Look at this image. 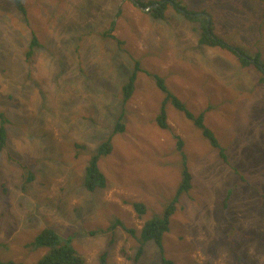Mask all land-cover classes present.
<instances>
[{
	"label": "rangeland",
	"instance_id": "374dc122",
	"mask_svg": "<svg viewBox=\"0 0 264 264\" xmlns=\"http://www.w3.org/2000/svg\"><path fill=\"white\" fill-rule=\"evenodd\" d=\"M173 2L209 16L212 34L236 55L200 44L203 20ZM22 3L25 13L14 0H0V111L8 118L0 259L34 263L47 249L32 240L51 227L78 232L72 242L83 264H165L154 241L138 254L136 235L181 181L180 137L191 186L163 233L164 257L174 264H264V82L237 56L261 50L264 60V1L165 0L161 18L132 0ZM33 35L39 44L28 57ZM155 75L193 116L203 115L229 163L168 101L166 126L159 125L166 94ZM117 121L121 132H114ZM102 143L111 145L97 159L105 184L88 190L84 172ZM132 202L146 206L143 217Z\"/></svg>",
	"mask_w": 264,
	"mask_h": 264
},
{
	"label": "trees",
	"instance_id": "16d2710c",
	"mask_svg": "<svg viewBox=\"0 0 264 264\" xmlns=\"http://www.w3.org/2000/svg\"><path fill=\"white\" fill-rule=\"evenodd\" d=\"M140 2L143 6H148L146 4L151 3H158V5L150 8V14H152L155 18H161L164 13L165 5L161 3L162 0H148L146 4L142 3L144 0H137ZM258 1H264V0H258ZM15 4H17V7L20 9L21 12L25 13V7L22 3V0H14ZM134 4V2L132 1ZM184 9H186V16L190 18L191 20L196 21H202L200 24L201 26V33L198 39V42L200 44H208L215 46L216 44L219 45V47L226 48L230 50L232 53H235L236 50L231 49L229 46L225 45L221 38L214 36L212 31L214 30V22L207 23L206 21V15L205 13H202L201 15H196V11H189L184 5H179ZM176 6V7H177ZM105 36H110L109 33L106 31L104 32ZM103 39H106V37H102ZM215 42V43H214ZM39 44L38 38L36 35H33L31 37L30 45L28 46V49L26 51V55L29 57L31 55V52L37 47ZM222 45V46H220ZM261 50L258 52L253 51V53L247 55L244 52L241 51V53L246 56L243 57L241 55L238 59L240 60L241 65L244 66H250L257 70V72H262L263 80L264 82V60L262 59ZM139 61H136L135 69L134 71H139L140 65ZM154 74H152L153 77ZM135 74L132 73V75L129 77L128 81L123 84L122 86V97L123 100L126 101L132 94L133 91V81H134ZM154 78V77H153ZM155 83L157 87L163 91L166 96L165 99L162 102L161 105V111L158 116V123L161 127H165V119H166V111H165V104L166 102H170L173 106L180 108L184 111L185 115L191 119L194 124L200 129L201 134L203 137L209 142V144L216 148L218 151L219 157L226 163H229L227 161V157L225 154V149H223L216 136L214 135V132L207 127L203 120V115L199 116H193V114L188 111L184 104L180 102L179 99L175 97L173 93L169 91L167 88L165 81L163 77L159 75H155ZM8 122V118L5 116L4 112L0 111V149L2 146H4L6 142V123ZM124 130V125L122 121H117L115 125L114 132H121ZM110 141V139H108ZM111 142V141H110ZM183 147V140L180 137H177V148L179 150V153L181 155V177L180 182L177 186L176 192L173 195V198L170 202L167 203V205L164 207L163 211L158 214H153L150 217L146 218L145 221H143V224L136 235V239L138 240V246H137V252L138 254L143 253V246L144 243L148 241H154L157 246L160 249V259L161 262L165 264H174L172 260L166 259L163 255V247H162V236L165 231L169 229V219L170 216L173 214L176 203L178 202V198L182 195L188 192L191 186V174L189 171V165L186 161V155L184 151L182 150ZM111 150V145L109 143H102L98 148L96 149V152L91 157L85 172H84V185L88 190H93L95 187L103 186L105 184V177L103 173L100 171L97 159L103 155L108 153ZM28 179L30 180L32 178L31 174H28ZM229 196V194H228ZM231 196V194H230ZM226 206V205H225ZM132 207L138 214V216L143 217V215L146 213V206L142 202H132ZM119 224V222L116 220L114 222V225ZM128 232H130L132 235L135 234L134 229H127ZM89 232V231H87ZM78 232H68L67 234H62L58 230H55L51 227H44L42 230L34 237L32 240V245L35 248H46V252L42 254V256H39L37 260L34 263H24L22 261L15 260L9 256L8 258L1 260L0 264H83L84 258L80 255V253L75 248L72 238L74 234H77ZM90 234L92 231L89 232ZM101 264H105L101 262Z\"/></svg>",
	"mask_w": 264,
	"mask_h": 264
},
{
	"label": "clouds",
	"instance_id": "9594fccd",
	"mask_svg": "<svg viewBox=\"0 0 264 264\" xmlns=\"http://www.w3.org/2000/svg\"><path fill=\"white\" fill-rule=\"evenodd\" d=\"M132 1H133L134 4H136V5H137V3L139 4V6H140V4H141V3L138 2L137 0H132ZM164 1H165V0H162L161 3L164 4ZM173 3H174V6L176 7V6H177V3H175V2H173ZM173 3H172V4H173ZM154 4H155V5H154ZM146 5H149L150 7H154V6L158 5V3H151V4H146ZM137 6H138V5H137ZM182 12H183V13H186V10H184V11H182ZM205 15H206V14H205ZM206 17L208 18L209 16L206 15ZM5 144H6V142H5ZM5 144H4V146H5Z\"/></svg>",
	"mask_w": 264,
	"mask_h": 264
},
{
	"label": "bare ground",
	"instance_id": "6f19581e",
	"mask_svg": "<svg viewBox=\"0 0 264 264\" xmlns=\"http://www.w3.org/2000/svg\"><path fill=\"white\" fill-rule=\"evenodd\" d=\"M204 7V6H203ZM150 6L148 5V6H145V7H142V9L143 10H145V11H149L150 10ZM189 8V7H188ZM178 9L179 10H186V9H184V8H182V7H178ZM199 9V8H198ZM192 10V9H191ZM190 11V10H189ZM202 13H204V12H202ZM197 14V13H196ZM215 43V42H214Z\"/></svg>",
	"mask_w": 264,
	"mask_h": 264
},
{
	"label": "water",
	"instance_id": "95a60500",
	"mask_svg": "<svg viewBox=\"0 0 264 264\" xmlns=\"http://www.w3.org/2000/svg\"><path fill=\"white\" fill-rule=\"evenodd\" d=\"M137 5L139 6V4L137 3ZM155 5V4H154ZM181 11H184V10H181Z\"/></svg>",
	"mask_w": 264,
	"mask_h": 264
},
{
	"label": "crops",
	"instance_id": "0c3cea01",
	"mask_svg": "<svg viewBox=\"0 0 264 264\" xmlns=\"http://www.w3.org/2000/svg\"><path fill=\"white\" fill-rule=\"evenodd\" d=\"M214 148V147H213ZM216 149V148H215ZM226 198H228V197H226Z\"/></svg>",
	"mask_w": 264,
	"mask_h": 264
}]
</instances>
